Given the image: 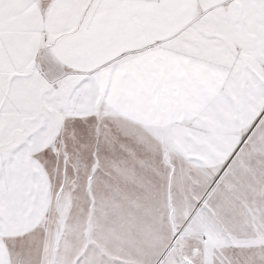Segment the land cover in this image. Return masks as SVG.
<instances>
[{"label":"snow or ice","instance_id":"1","mask_svg":"<svg viewBox=\"0 0 264 264\" xmlns=\"http://www.w3.org/2000/svg\"><path fill=\"white\" fill-rule=\"evenodd\" d=\"M0 264H264V0H0Z\"/></svg>","mask_w":264,"mask_h":264}]
</instances>
